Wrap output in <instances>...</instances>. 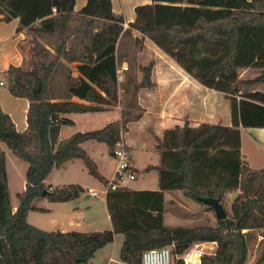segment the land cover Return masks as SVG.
<instances>
[{
    "label": "trees",
    "instance_id": "trees-1",
    "mask_svg": "<svg viewBox=\"0 0 264 264\" xmlns=\"http://www.w3.org/2000/svg\"><path fill=\"white\" fill-rule=\"evenodd\" d=\"M75 4L76 0H0L2 20L19 18L17 31L28 28L32 35L26 51L21 43L24 63L11 65L4 74L11 94L27 98L30 105L24 133H18L0 105V138L29 165L16 210L0 173V264H90L114 241L116 232L125 234L120 260L126 264L138 263L146 249L163 246H172L176 264H185L183 255L203 242L217 246L202 255L200 264H247L253 243L262 246L253 264H264V167L253 169L243 159L240 129L264 128V91L250 90L264 83V0H153L135 7L129 27L124 26V16L113 11L111 0H87L79 11ZM133 30L141 33L135 38L136 54L149 39L203 86L228 96L232 125L185 123L166 129L162 137H155L160 163L144 171L156 170L162 190L183 189L209 211L213 208L201 198L219 199L227 208L229 195L240 190L228 214L232 225L219 220L197 227L164 226L161 204L156 214L142 211V223L136 219L123 229L44 230L29 221L34 200L44 196L62 201L70 195L46 184L52 170L75 157L89 163L83 147L89 139L107 141L115 149L121 127L142 116L140 90L157 87L156 61L139 65L140 77L128 72L122 84L125 106L120 120L58 142L60 125L73 124L65 115L100 112L107 109L104 105L119 102L117 70L127 62L119 48L122 37ZM243 68L260 73L245 79L240 77ZM58 73L65 84L55 93ZM73 96L88 103L73 101ZM134 170L137 177L141 172ZM83 190L75 189L74 195Z\"/></svg>",
    "mask_w": 264,
    "mask_h": 264
},
{
    "label": "crops",
    "instance_id": "crops-1",
    "mask_svg": "<svg viewBox=\"0 0 264 264\" xmlns=\"http://www.w3.org/2000/svg\"><path fill=\"white\" fill-rule=\"evenodd\" d=\"M111 1L113 11L116 14L124 16L125 27L126 25L129 27V23L134 21L136 17L135 7L137 5L153 2V0ZM86 3L87 0H76L75 11H79ZM2 17L3 14H0V105L3 110L13 118L18 133H24L28 127L27 113L30 101L27 98L16 97L11 94L4 74L11 65L19 66L24 63L25 55L20 45L21 43H29L32 39V35L28 28L17 31L20 24L19 18H13L7 22L2 20ZM126 36L129 38L128 42H130V39L132 42H135V38L141 37V33L133 30L132 35ZM124 37L125 36L122 37V41ZM155 47L158 48V50L155 49ZM145 51L148 53L154 52L152 60L156 61V66L153 70V80L157 83V87L140 90L138 94V103L142 116L138 120L128 122L125 126L121 127L120 130V134L124 135L126 143L131 149L133 166L139 171V167L144 170L149 165H158L160 163L161 157L155 147V137H162L166 129L173 128L176 125L183 126L185 123H188L192 127H196L202 123L225 126L232 125L230 100L226 99L225 93L203 86L149 39H144L143 48L138 53V56L144 54ZM124 63L127 62L123 61L121 67L127 66L124 65ZM139 65L146 64L139 63ZM71 67L74 69V75H78L76 64H72ZM248 69L250 68H243L240 72ZM138 76L140 77V73ZM1 82H3V84H1ZM256 90L264 91L260 88ZM217 94H219V98L222 97L226 99L222 111H217L220 105L216 102ZM55 99L60 100V95L56 96ZM71 99L76 102L88 103L76 96H73ZM104 107L107 108L103 110L104 112H109L110 114L117 113V116L114 114L112 117H109V120L106 122L99 123L98 121H84L82 118L84 113L65 115V117L73 121V124L60 125L58 142L67 140L77 132L98 130L111 122L121 119V110L123 108L121 100H119L116 105H104ZM62 116L63 115H60V117ZM240 129L241 154L243 159L249 163V155L244 151V142L246 141L248 144H252L259 152L257 156L255 154L253 155L256 163L264 162V128L241 126ZM89 140L83 144V147ZM94 141L98 142L94 143L95 147L105 142L103 140L99 141L98 139H94ZM84 149L86 150L85 147ZM113 149L114 146L112 147L109 145V156L115 163V165L113 164L111 167L109 159L103 157L99 160L94 155L91 156L86 150L91 160L97 163L96 166H93L91 162L89 165L94 167V174L100 178L102 188L105 184V180H109L115 171L116 159L113 155ZM13 155L19 157L11 148L9 142L0 138V173L3 175L4 182L9 188L11 203L14 210H16L18 202L16 204L12 202L10 187L12 182H16L13 178H15L18 171H20V175H25V180L22 182L20 181L19 185H21V188L16 192V195L25 189L28 166L23 167L19 159ZM83 159L85 160L83 157L72 158L65 162L62 167L66 170H68V168L71 169V164H73V162ZM141 161L145 164L139 166L138 163ZM67 166L69 167L67 168ZM104 166L105 169H108L107 172L103 170ZM144 172V174L139 173L136 180L131 182L128 186L120 188L117 191H112L108 195H101L100 199L94 200H83L82 196L84 192L88 193L87 189L90 187L97 189L95 186L85 184L79 180L77 182H69V184H72L71 186L73 188L72 193H69V198L66 200L50 201L48 199L49 201L45 205L44 196L36 198L33 202L36 208L29 212V221L31 220L33 224L44 228L43 225L46 224V220L40 216V213H50L57 217L55 228H53L54 230L104 231L115 230V227L123 229L129 222L134 223L136 219L139 223H142V211H151L153 214H156L157 210L155 209L159 208L162 204V221L164 226H170L169 222L174 221L195 223L198 222L200 218H205L209 225H215L217 219L214 210H207L202 204L188 197L183 189L162 190L159 183V173L156 170ZM154 172L157 173V178L153 175ZM13 175H15V177ZM141 175H143V177H141ZM75 189H84V192L79 191L77 195H74ZM101 189L98 188L97 190ZM239 193L240 190L229 195L231 204ZM88 196L91 195L88 193ZM31 214L32 218L30 219ZM147 218L151 220L152 217L150 216ZM124 238L125 234L123 232H116L114 241L97 252L98 254L101 251L99 253L100 258L95 261L96 264L107 262L110 258L114 259L113 254L115 251H119L120 258V250ZM208 243L216 244L215 242H203L199 244L204 246ZM97 254L93 259L96 258ZM120 263L124 262L121 261Z\"/></svg>",
    "mask_w": 264,
    "mask_h": 264
},
{
    "label": "rangeland",
    "instance_id": "rangeland-1",
    "mask_svg": "<svg viewBox=\"0 0 264 264\" xmlns=\"http://www.w3.org/2000/svg\"><path fill=\"white\" fill-rule=\"evenodd\" d=\"M128 41H129L128 36H125L123 41H122V44L120 45V48H119L120 49L119 53L120 54L122 53L123 55H125L126 59H127V63H124V65H127V67L129 66V70H125L124 81L120 82L119 100H121V102L123 103V106H125V103H124L125 93L123 91L122 84L126 80L127 73L131 72L134 75L135 74L138 75L139 63L148 64L149 61L152 60V57L154 55V52H150L151 53L150 54V53L145 51L144 54H141L140 56H138V54H136V52H135V42H132L131 39H130V42H128ZM22 45L26 51V47L29 46V43H25ZM20 47H21V45H20ZM142 48H143V46H142ZM147 49H149V48H147ZM155 49L158 50V48H156V47H155ZM121 66H122V64L120 65V67ZM259 73H260L259 69L250 68L248 70H242L240 72V77H242V78H253V77H256L257 75H259ZM54 81H55V87H56L55 93H60L61 91H63V87L65 84L64 83V77L58 73L55 76ZM257 88L264 90V83H260L258 85L257 84L253 85V86H251L250 90H252V89L256 90ZM243 90H245V89H243ZM218 95L219 94H217V96H216V102L218 103V105L220 104L221 106L220 105L218 106L217 111H222L224 102L226 101V99L229 100V98L226 95L225 96V97H227L226 99L222 98V97H220L221 98L220 99ZM114 114L116 115L117 113H114ZM114 114H110L109 112H104V111L91 112V113H84L82 118L84 119V121H87V122H97L98 121L99 123H103V122H106L107 120H109L108 118L112 117ZM94 143H98V142H95L94 139H90L88 141V143L84 146L86 148V150L89 152V154L91 156L94 155L99 160H101L103 157H106L107 159H109V161L111 163L110 167L113 164L115 165L114 160L112 158H110V156H109L110 155V150H109L110 144H109V142L105 141L104 143L98 144L97 147L94 146ZM244 151L249 155L248 161H249V165L251 167H253L255 169L258 167H260V168L264 167V162H261L258 164L256 163L253 155L255 154L257 156L259 154V152L256 150V148L252 144H248L245 141L244 142ZM13 156L16 157L17 159H19V161L23 167L28 166L27 161H25L22 158L15 156V155H13ZM90 162H91V164H93V166L97 165V163L94 160H91ZM141 162L138 163L139 166H142L143 164H145V163H143V162L141 163ZM89 163L84 159L83 160H76V162H73V164H71V166H72L71 169L68 168L69 166H67L68 170H66L64 167H61L60 169L55 168L52 170V172L50 173V175L48 176V178L46 179L45 182L49 186L52 185L54 187L64 189L65 191H67V193H70V194L72 193L73 187L71 186L72 184H69V182H77L78 180L82 181L85 184H91L92 186H95L97 189L98 188L101 189L102 188L101 180L97 175L90 172V170H93L94 167L90 166ZM139 168H140L141 174H144L145 172H144L143 168H141V167H139ZM103 170L104 171L106 170V172H107L108 169H105V166H104ZM12 173L14 174L13 170H12ZM153 175H155V178H157V173L154 172ZM13 176L15 177V175H13ZM141 177H143V175H141ZM13 179H15L16 182H12L10 188H11V192H12V202L14 204H16L18 202L16 192L20 190L21 185H19V183H20V181L22 182L23 180H25V175H20V171H18L16 177ZM100 197H101V195L96 197V198L88 196V193H86V192H84L83 196H82L83 200L100 199ZM48 201H49L48 198L45 197V199H44L45 205L48 203ZM50 201H52V200H50ZM230 204H231V202L228 201L227 202V208H226L228 214H230ZM40 216L46 220V224L43 225L44 228H42L40 226H38V227H40L44 230H48V231L54 230L53 228H55L54 226L56 225L57 217L54 214H50V213H40ZM31 218H32V214H31L30 219ZM30 222H31V220H30ZM169 224H170V226L197 227V226L207 225V221L205 220V218L204 219L200 218L199 221L195 222V223H191V222L187 223L186 221H177V222L174 221V222H169ZM216 246H217L216 244H212V243L205 244L204 246L194 245L188 252L193 253L195 250L200 249L203 252V254L213 253L216 249ZM111 248H112V246H111ZM261 249H262L261 245L258 247L257 244H254V243L251 244L247 264H253L258 259V257L260 256V253H261ZM99 253L97 254L95 259H92L90 261V264H96L95 261L100 258ZM113 257H114L115 261H113L110 264H124V263H120L121 261L119 258V251H115L113 254ZM176 260H177V258L173 255L172 264H176Z\"/></svg>",
    "mask_w": 264,
    "mask_h": 264
},
{
    "label": "built area",
    "instance_id": "built-area-1",
    "mask_svg": "<svg viewBox=\"0 0 264 264\" xmlns=\"http://www.w3.org/2000/svg\"><path fill=\"white\" fill-rule=\"evenodd\" d=\"M126 27H128L126 25ZM126 67H120L117 70L118 82L124 81V70H127ZM3 84V82H1ZM113 155L116 159V166L113 176L104 184L101 190L95 188H88L87 192L93 196L98 197L100 195H107L110 191H115L120 188L128 186L131 182L136 180V172L131 158V149L126 143L124 135H121V139L117 142L114 149ZM216 243V242H215ZM195 245H200L199 243ZM198 249V248H197ZM203 252L198 249L193 253L187 252L183 255L182 259L185 264H200L201 257ZM173 253L172 246H163V247H153L146 249L142 258L138 263L133 264H172ZM114 261L113 258H110L107 262L98 263V264H110Z\"/></svg>",
    "mask_w": 264,
    "mask_h": 264
},
{
    "label": "water",
    "instance_id": "water-1",
    "mask_svg": "<svg viewBox=\"0 0 264 264\" xmlns=\"http://www.w3.org/2000/svg\"><path fill=\"white\" fill-rule=\"evenodd\" d=\"M44 194H45V191H44ZM201 201H203L207 205H210L213 208L217 221L226 220L228 225H232V220L228 217V212L225 206L222 204V202L219 199L201 198Z\"/></svg>",
    "mask_w": 264,
    "mask_h": 264
}]
</instances>
